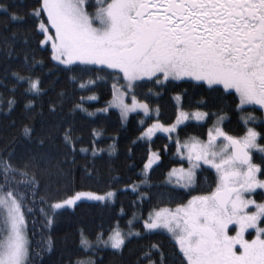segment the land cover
I'll use <instances>...</instances> for the list:
<instances>
[{
  "label": "snow or ice",
  "instance_id": "6c2138e0",
  "mask_svg": "<svg viewBox=\"0 0 264 264\" xmlns=\"http://www.w3.org/2000/svg\"><path fill=\"white\" fill-rule=\"evenodd\" d=\"M89 7L94 8L92 14L88 12ZM0 9L8 12L12 20L20 19L4 3H0ZM31 15L39 21L38 27L44 36L39 43L50 44L52 58L69 66L66 71L71 72L81 65H100L105 66L102 70H111L109 77H105L116 81L110 87L111 100L96 112L106 113L116 108L123 121H127L130 113L140 115L142 112L147 121H140L142 130L137 140L146 146L153 143L152 138L158 132L168 134L175 155L183 157L188 167L183 166L184 161L179 167H172L160 187L195 191L197 171L204 165L215 170L213 190L191 196L187 203L177 204L174 211L160 208L146 217L141 216L145 232L166 229L179 245L186 264H264V227H261L264 202L249 198L257 189H264V180L259 178L264 170L253 163L252 155L256 150L264 154V145L258 143L264 139V133L250 126L259 119L260 126L264 127V116L241 115L242 134H232L224 127L226 120L231 123L230 118L220 112L212 113L215 120L207 129L206 139L192 135L181 139L182 125L187 127L186 122L190 120L207 121L210 114L199 107L185 111L181 104H176L174 121L164 123L159 107L152 108L145 100L138 99L134 88V84L146 79L156 78L154 82L160 83V77L163 81L191 77L206 81L209 86L234 89L238 94L234 107L241 113H245V106L256 105L264 111V0H95L94 4L89 0H40L39 9H33ZM22 67L30 74L12 73L17 84L27 83L26 94L46 95L43 80L34 75L35 64L30 63L27 56ZM70 79L74 87L81 90L96 84L94 79H89L87 85L81 82L83 77ZM175 99L182 97L177 95ZM15 103V97L8 99L9 110ZM34 104L35 101L30 100L26 107ZM56 107L50 100L49 110L54 112ZM75 107L88 112L83 103ZM96 112H88V115L95 116ZM150 113L155 114L154 118ZM62 131L68 149L65 159L71 155L72 163L77 151L91 152L93 157L103 151L92 147L94 138L99 135L95 130L91 133L90 146L79 149L77 144L82 138L73 135L72 126ZM23 133L31 138L33 129L25 126ZM39 143L43 145L44 139H39ZM164 147L167 151V145ZM110 151H115V144L110 146ZM13 155L8 152L5 157L0 153V264H32L26 214H34L35 209L30 204L35 203L40 181L32 172L34 159L15 164ZM160 160V153L149 147L147 162L141 169L145 179L125 184L123 189L109 186L103 194L77 192L62 200L55 195L47 200L41 196L39 203H47L51 211L49 215L43 208L39 209L45 216L43 227L51 228L56 210L75 207L82 199L114 201L119 192L130 188L139 193L143 201L146 194L140 192V186L150 187L147 174L153 170L154 162ZM86 178H93L87 168ZM31 223L35 225L36 221ZM132 223L133 220L127 221L128 230H122L119 221L107 227L101 222L95 230L79 228L78 254L86 255L88 251L95 254L108 248L122 250L129 237L141 236L140 232L131 230ZM250 229L255 235L247 239L245 234L251 235ZM36 244L41 251L51 252L54 247L52 238H45L42 233ZM69 264H73L71 259ZM74 264H97V261L88 256L76 259ZM134 264H165L163 250L158 244H149Z\"/></svg>",
  "mask_w": 264,
  "mask_h": 264
},
{
  "label": "trees",
  "instance_id": "16d2710c",
  "mask_svg": "<svg viewBox=\"0 0 264 264\" xmlns=\"http://www.w3.org/2000/svg\"><path fill=\"white\" fill-rule=\"evenodd\" d=\"M0 3L7 5L10 11L16 12L20 17L12 20L8 12L0 9V153L7 157V153L12 152L15 164L34 159L32 172L40 181V188L35 203L30 204V207L35 209L34 214H26L33 253L32 264H69L70 259L74 264L76 259H87L88 256L95 259L97 264H134L136 258L142 251L147 250L149 244L159 245L164 253L165 264H186L173 238L162 231L145 232L140 217H146L149 212L160 208H175L177 204L187 203L193 195H202L213 190L215 171L203 166L197 173L195 191H173L171 188L160 187L170 169L179 167L180 162L184 161L175 155L172 140L163 134L156 135L150 146L137 140L142 130L140 121H147L143 113L140 115L133 113L127 121H123L116 109L110 108L106 113L96 112L97 109L106 107V102L111 100L110 87L116 81L111 78L105 79L109 77L111 70H102L104 66L81 65L68 72L66 69L69 66L57 63L51 56L50 46L39 43L44 36L38 27L39 21L31 15L33 9H39L40 0H0ZM9 51L11 55H8ZM25 56L30 63L35 64L34 75L43 80L42 87L47 90L46 95L35 97L30 93L26 94L27 83L17 84L12 75L14 72L21 75L30 74L23 71ZM72 76H76L78 80L83 77L81 82L86 85L89 79L96 80V84L87 85L81 90L78 86L74 87L70 79ZM155 79L138 82L135 94L151 107H159L162 122L174 121V105L178 104L175 99L177 95L182 97L184 110H195L199 107L201 111L210 114L211 118L205 122H189L187 127L183 125L181 139L185 135L206 139L207 129L215 120L212 113L220 112L230 118L231 123L226 120L224 127L232 134H242L241 115L251 113L257 118L264 116V111L256 106H245V113H241L234 107L238 103V95L220 86L210 87L190 80L157 83L154 82ZM159 79L161 81L163 78ZM13 86L16 87L15 91ZM61 93L64 95L61 96ZM92 96L97 99H89ZM13 97L16 103L9 110L7 101ZM81 97L84 98L83 101ZM30 100H34L35 104L26 107ZM50 100L57 105L54 112L49 110ZM80 103H83L88 112H96V115L89 116L88 112L77 109L75 106ZM69 125L74 129L73 135L82 138L77 144V149L90 146L91 133L95 130L99 135L94 138L95 143L92 147L103 151L98 152L95 157L91 152L77 151L75 163L71 162V155L65 159L68 149L63 142L62 130ZM25 126L33 129L31 138L24 135ZM250 126L264 133V127L260 126L259 119ZM41 138L44 139L43 145L39 143ZM259 143L264 145V139L259 140ZM113 144L115 151H110ZM149 147L152 151L160 153L161 160L147 174L150 187L140 186V192L146 194L143 201H140L139 193L128 189L119 192L114 201H82L73 209L59 210L51 228L43 227L45 216L39 209L43 208L49 215L51 211L47 203H39L41 196L47 200V197L55 195L57 199L62 200L80 191L103 193L109 186L123 189L125 184L139 183L145 179L141 169L147 162ZM254 156V161L264 170V154L257 152ZM187 165L184 161L183 166ZM86 168L93 173L92 179L86 178ZM260 177L264 179V175ZM257 197L264 201V192H260ZM133 216L136 219H133ZM33 220L36 221L35 225L31 223ZM128 220H133L131 230L140 232L141 236L129 237L122 250L108 248L95 254L91 251L86 255L78 254L79 228L95 230L96 225L101 222L107 227L109 223L119 221L121 229L128 230ZM41 233L45 238L49 236L52 238L54 247L51 252L41 251L37 247L36 242L41 240ZM37 252L40 253L39 256L35 255ZM155 258L154 250L153 259Z\"/></svg>",
  "mask_w": 264,
  "mask_h": 264
},
{
  "label": "rangeland",
  "instance_id": "374dc122",
  "mask_svg": "<svg viewBox=\"0 0 264 264\" xmlns=\"http://www.w3.org/2000/svg\"><path fill=\"white\" fill-rule=\"evenodd\" d=\"M89 3L90 4H94L95 3V0H89ZM88 12H89V14H92L93 12H94V8L93 7H89L88 8ZM45 45V44H44ZM45 46H50V44H47V45H45ZM50 48H51V46H50ZM56 61V60H55ZM57 63H59L60 64V62H58V61H56ZM66 66V65H65ZM96 66H100V65H96ZM105 67V66H104ZM147 80V79H146ZM170 80H173V79H171L170 78ZM183 80H190V81H194V82H198V83H204V84H206L207 86H209L208 84H207V82L206 81H197V80H195L194 78H191V77H184V78H181V79H177V80H175V81H183ZM161 82L162 83H164V82H166V81H163V79L161 80ZM119 83H121V82H119ZM138 83V82H137ZM136 83V84H137ZM136 84H134V88H135V86H136ZM213 86H220V87H222L223 88V86L222 85H212V86H210V87H213ZM225 90H227V91H230V92H235V90L234 89H225ZM238 95V94H237ZM138 98V97H137ZM139 99V98H138ZM177 101V103L178 104H181L182 105V99L181 100H176ZM151 107V106H150ZM256 107H259L260 108V106H258V105H256ZM153 108V107H152ZM113 109H116V108H113ZM116 110H118V109H116ZM119 111V110H118ZM185 111H187V110H185ZM142 113V112H141ZM131 114H133V113H130L129 114V116H128V118H127V120L129 119V117H130V115ZM150 115H152V116H155V114L154 113H150ZM189 122H198V123H202V122H205V121H195V120H190V121H188V122H186V124L187 123H189ZM183 126V125H182ZM181 126V127H182ZM158 134H163V135H166V136H168V134H166V133H162V132H158L156 135H158ZM155 137H153L152 139H154ZM258 143H259V140H258ZM257 152H259L258 150H256V151H253V154H255V153H257ZM180 159H182V160H184V158L183 157H179ZM160 161H157V162H154V164H153V167H155L158 163H159ZM185 168H187L188 167V165L187 166H184ZM203 167V166H202ZM204 167H208V166H206V165H204ZM209 168V167H208ZM214 170V169H213ZM199 171V170H198ZM198 171H197V173H198ZM215 171V170H214ZM150 172V171H149ZM148 172V173H149ZM196 177H197V174H196ZM259 178L260 179H262L260 176H259ZM262 180H264V179H262ZM130 189V188H129ZM263 190V192H264V189H262ZM80 192H92V191H80ZM97 193V192H96ZM97 194H103V193H97ZM75 195V194H74ZM73 195V196H74ZM250 198V197H249ZM258 203L259 202H264V201H260L259 199H258V197H256V198H254ZM82 201H87V202H101V201H94V200H89V199H82V200H80V201H77V204L78 203H80V202H82ZM104 202H107V201H104ZM76 204V205H77ZM67 208H70V209H73L74 207H71V206H65L64 208H62V209H59V210H63V209H67ZM176 208V207H175ZM175 208H168V209H172L173 211L175 210ZM59 210H56V211H59ZM261 227H264V224H262L261 225ZM156 231H162V232H164V233H167L168 235H170L171 236V234L166 230V229H160V230H154L153 232H156ZM133 232H136V231H133ZM231 234V233H230ZM27 235H28V238H29V240H30V237H29V231H28V233H27ZM232 235H234V233L232 234ZM254 235H255V232H254V230H253V234H252V236L250 237V238H248V237H246L247 239H251V238H253L254 237ZM172 237V236H171ZM173 238V237H172ZM174 240V239H173ZM175 241V240H174ZM178 245V244H177ZM179 246V245H178Z\"/></svg>",
  "mask_w": 264,
  "mask_h": 264
},
{
  "label": "flooded vegetation",
  "instance_id": "af4514ba",
  "mask_svg": "<svg viewBox=\"0 0 264 264\" xmlns=\"http://www.w3.org/2000/svg\"><path fill=\"white\" fill-rule=\"evenodd\" d=\"M252 155H253V163L257 164V163L254 161V157H255V156H254L253 153H252ZM260 192H263V190H262V189H257L256 192L253 193V194L250 196V198H252V199L256 198L257 195H258ZM230 233L233 234L234 232H230ZM249 233H251V235H249L248 233L245 234L246 237H248V238H250V237L252 236V234H253V230L250 229V230H249ZM234 234H235V233H234Z\"/></svg>",
  "mask_w": 264,
  "mask_h": 264
}]
</instances>
